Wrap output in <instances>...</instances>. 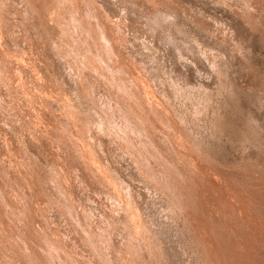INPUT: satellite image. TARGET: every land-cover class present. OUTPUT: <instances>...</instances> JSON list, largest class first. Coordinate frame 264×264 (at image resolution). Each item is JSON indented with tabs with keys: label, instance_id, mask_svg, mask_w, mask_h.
Here are the masks:
<instances>
[{
	"label": "rangeland",
	"instance_id": "rangeland-1",
	"mask_svg": "<svg viewBox=\"0 0 264 264\" xmlns=\"http://www.w3.org/2000/svg\"><path fill=\"white\" fill-rule=\"evenodd\" d=\"M0 264H264V0H0Z\"/></svg>",
	"mask_w": 264,
	"mask_h": 264
},
{
	"label": "bare ground",
	"instance_id": "bare-ground-1",
	"mask_svg": "<svg viewBox=\"0 0 264 264\" xmlns=\"http://www.w3.org/2000/svg\"><path fill=\"white\" fill-rule=\"evenodd\" d=\"M201 48V47H200ZM13 230V229H12ZM56 243V242H55ZM49 252V251H48ZM52 252H50V254H51ZM54 256V255H53Z\"/></svg>",
	"mask_w": 264,
	"mask_h": 264
}]
</instances>
